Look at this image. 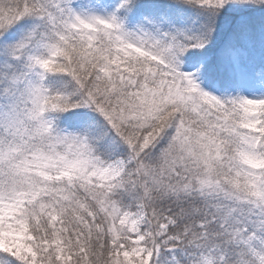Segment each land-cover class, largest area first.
Listing matches in <instances>:
<instances>
[{"label": "snow or ice", "instance_id": "obj_1", "mask_svg": "<svg viewBox=\"0 0 264 264\" xmlns=\"http://www.w3.org/2000/svg\"><path fill=\"white\" fill-rule=\"evenodd\" d=\"M0 264H264V0H0Z\"/></svg>", "mask_w": 264, "mask_h": 264}]
</instances>
